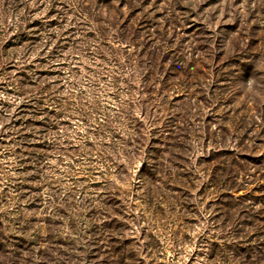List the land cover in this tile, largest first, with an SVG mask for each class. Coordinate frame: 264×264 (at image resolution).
I'll return each instance as SVG.
<instances>
[{"label": "rangeland", "instance_id": "obj_1", "mask_svg": "<svg viewBox=\"0 0 264 264\" xmlns=\"http://www.w3.org/2000/svg\"><path fill=\"white\" fill-rule=\"evenodd\" d=\"M0 19L63 21L84 34L102 25L107 40L125 20L158 22L169 31L161 52L180 49L162 72L129 47L136 141L93 188L99 211L47 227L27 217L19 231L0 208V264H264V175L252 161L264 156V0H0ZM151 138L161 157L148 182ZM221 152L244 168L226 187L215 185Z\"/></svg>", "mask_w": 264, "mask_h": 264}, {"label": "trees", "instance_id": "obj_2", "mask_svg": "<svg viewBox=\"0 0 264 264\" xmlns=\"http://www.w3.org/2000/svg\"><path fill=\"white\" fill-rule=\"evenodd\" d=\"M12 10L19 17L17 9ZM101 11L110 13L105 8ZM2 22L0 19V208L15 220L9 219V226L21 231L25 219L31 217L34 224L47 227L52 217L99 211L101 200L93 198L99 196L93 188L111 181L117 161L136 141L137 118L131 110L137 86L127 51L139 47V57L149 68L160 66L163 72L171 60L167 53L180 49L161 52L169 31L158 22L125 20L112 26L121 35L114 40L98 36L105 33L102 25H90L84 34L73 26L66 29L63 21L36 20L26 28L23 22L13 28ZM6 27L12 31L11 39L6 37ZM124 36L130 42H124ZM169 67L179 70L175 64ZM153 139L140 167L148 182L155 178L151 169L159 165L161 157ZM229 155L218 153L224 160L214 170L219 175L215 185L226 187L244 169ZM252 161L264 175V156Z\"/></svg>", "mask_w": 264, "mask_h": 264}]
</instances>
